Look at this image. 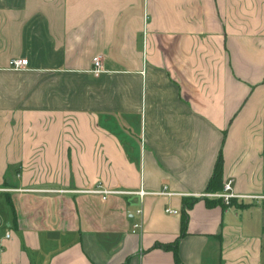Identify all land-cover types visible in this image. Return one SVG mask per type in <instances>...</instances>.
<instances>
[{"label":"crops","instance_id":"0c3cea01","mask_svg":"<svg viewBox=\"0 0 264 264\" xmlns=\"http://www.w3.org/2000/svg\"><path fill=\"white\" fill-rule=\"evenodd\" d=\"M219 155L264 192V0H0L1 261L264 264V200L201 195Z\"/></svg>","mask_w":264,"mask_h":264},{"label":"built area","instance_id":"2783aa9c","mask_svg":"<svg viewBox=\"0 0 264 264\" xmlns=\"http://www.w3.org/2000/svg\"><path fill=\"white\" fill-rule=\"evenodd\" d=\"M28 64V60L26 58H12L9 60V67L12 69H21L26 67ZM91 71L95 74L98 75L103 71L102 65H101V58L100 56H94L92 58V69ZM89 192H94L98 194H102L103 198L104 196H107L111 193H115L116 191L114 190H105V189H94V190H89ZM140 196L144 195L145 192L143 190H139L137 192ZM157 194L161 195H171L169 192L161 191L158 192ZM202 196H214L216 198H219L225 205H229L233 199L236 198H248L251 200H264V192L262 193H253V194H236L232 191V182L231 180H227L223 183L222 189L218 192L215 193H203L201 194ZM166 211L169 212H174L176 213L175 210H169L166 209ZM10 237V234L8 231H6L3 235L4 239H8ZM4 245H3V240L0 238V255L3 251ZM0 264H6L3 261L0 260Z\"/></svg>","mask_w":264,"mask_h":264},{"label":"trees","instance_id":"16d2710c","mask_svg":"<svg viewBox=\"0 0 264 264\" xmlns=\"http://www.w3.org/2000/svg\"><path fill=\"white\" fill-rule=\"evenodd\" d=\"M221 178H222V159L221 156L219 155L213 169V173L208 181L207 188L206 190L208 192H216L222 189V183H221ZM197 198H191L190 200H183V210H182V221H181V233H183L185 229V225L187 222V209L190 208L192 203L196 200ZM219 199V198H218ZM210 205V203H209ZM177 241L173 242L170 245H164L163 248L168 249L172 248L175 250Z\"/></svg>","mask_w":264,"mask_h":264},{"label":"rangeland","instance_id":"374dc122","mask_svg":"<svg viewBox=\"0 0 264 264\" xmlns=\"http://www.w3.org/2000/svg\"><path fill=\"white\" fill-rule=\"evenodd\" d=\"M112 194V193H111Z\"/></svg>","mask_w":264,"mask_h":264}]
</instances>
